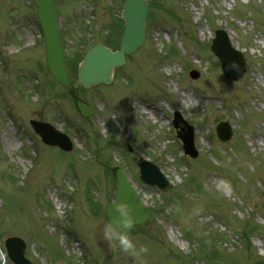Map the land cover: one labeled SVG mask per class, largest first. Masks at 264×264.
<instances>
[{"label":"rangeland","instance_id":"rangeland-1","mask_svg":"<svg viewBox=\"0 0 264 264\" xmlns=\"http://www.w3.org/2000/svg\"><path fill=\"white\" fill-rule=\"evenodd\" d=\"M121 6L56 0L64 53L116 44L109 34ZM35 14L31 0H0V264L12 235L31 264H264V0H151L144 44L109 85L77 91L93 108L87 119L47 70ZM216 29L244 57L236 81L210 49ZM174 110L192 126L195 157L182 155ZM31 118L66 133L71 151L43 144ZM221 120L231 126L227 141L216 135ZM139 157L159 166L169 190L139 181ZM110 163L150 210L131 233L148 249L139 257L104 237ZM242 227H252L246 244Z\"/></svg>","mask_w":264,"mask_h":264},{"label":"water","instance_id":"water-1","mask_svg":"<svg viewBox=\"0 0 264 264\" xmlns=\"http://www.w3.org/2000/svg\"><path fill=\"white\" fill-rule=\"evenodd\" d=\"M149 0H124L123 17L125 26L120 39L119 50L112 52L104 45L98 44L87 51L84 59L78 68V78L81 83L88 87L90 84H95L99 81H111L113 66L124 62L125 54L133 52L139 47L145 35V20ZM37 4L38 17L41 22V27L45 36V57L49 71L55 79L61 83L67 90L73 91V85L69 78V70L65 64L58 33L57 20L53 10V0H35ZM224 45H223V43ZM222 45H221V44ZM217 54L222 60V68L226 75L230 78L239 77L244 68L243 60L238 57L237 52L233 51L226 40L222 37L215 40ZM194 73L193 77H196ZM75 104L84 116L91 113L90 107L74 96ZM180 122L179 118L174 120L177 126ZM30 123L35 131L40 133L44 142L49 144H58L63 149L69 150L71 143L65 135L56 131L50 124L40 121L31 120ZM217 133L220 139L226 140L230 136V127L227 122H221L217 126ZM184 141V147L192 155H195L192 145V135L189 131L180 135ZM141 178L143 181L151 184H157L162 188H166L167 182L158 175L155 168L148 165L146 161L140 160ZM117 187L115 191V202L124 201L131 208L132 215L136 223L145 221L148 216L147 207L141 202L137 193L127 181L121 170L116 172ZM114 201L107 205L105 211L107 219L116 215L114 211ZM9 257L17 264H29V261L24 257V242L17 237H9L5 241Z\"/></svg>","mask_w":264,"mask_h":264},{"label":"clouds","instance_id":"clouds-1","mask_svg":"<svg viewBox=\"0 0 264 264\" xmlns=\"http://www.w3.org/2000/svg\"><path fill=\"white\" fill-rule=\"evenodd\" d=\"M218 187L224 195L230 194L231 186L228 181L219 180ZM114 211L116 215L109 218L104 228L105 239L115 242L113 246L118 244L125 253L136 257H139L141 253L147 252L146 246L141 245L137 248V244L131 236L136 221L127 202L114 201Z\"/></svg>","mask_w":264,"mask_h":264},{"label":"bare ground","instance_id":"bare-ground-1","mask_svg":"<svg viewBox=\"0 0 264 264\" xmlns=\"http://www.w3.org/2000/svg\"><path fill=\"white\" fill-rule=\"evenodd\" d=\"M185 95V93H182V96H184V102H188L190 100V97H186ZM142 112H145V110H143Z\"/></svg>","mask_w":264,"mask_h":264},{"label":"trees","instance_id":"trees-1","mask_svg":"<svg viewBox=\"0 0 264 264\" xmlns=\"http://www.w3.org/2000/svg\"><path fill=\"white\" fill-rule=\"evenodd\" d=\"M78 59V55H74V58L73 59H71V63L73 64V61H75L76 62V60Z\"/></svg>","mask_w":264,"mask_h":264}]
</instances>
